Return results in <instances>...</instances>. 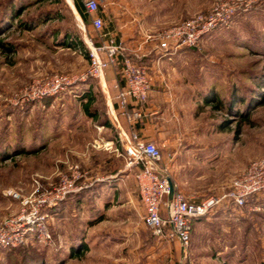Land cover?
I'll return each mask as SVG.
<instances>
[{"label": "rangeland", "instance_id": "rangeland-1", "mask_svg": "<svg viewBox=\"0 0 264 264\" xmlns=\"http://www.w3.org/2000/svg\"><path fill=\"white\" fill-rule=\"evenodd\" d=\"M8 1L22 14L0 31V41L15 47L9 51L0 44V223L20 212L35 180L47 187L79 165L92 184L57 212L49 210L50 241L30 240V252L0 249V264H27L31 254L45 264H177L178 242L142 225V204L124 168L109 109L115 88L107 83L103 89L98 78L88 77L60 94L24 97L35 80L49 74L84 73L89 42L98 44L102 33L82 18L74 0H0L1 18ZM216 1L152 0L154 31L206 12ZM228 1L243 4L229 27L211 31L194 49L141 57L151 69L157 103V114L143 118L158 128L149 141L161 149V164L175 188L196 200L220 195L251 161L264 156V104L250 109L247 120L236 113L245 104H232L234 96L248 102L249 95L258 97L264 0ZM149 3L135 0L134 7ZM21 19L32 20L34 28L18 27ZM71 40L76 46H66ZM89 92L94 99L87 102ZM206 96L214 101L207 103ZM201 217L192 232L189 264H264V193L242 207L217 206Z\"/></svg>", "mask_w": 264, "mask_h": 264}, {"label": "built area", "instance_id": "built-area-1", "mask_svg": "<svg viewBox=\"0 0 264 264\" xmlns=\"http://www.w3.org/2000/svg\"><path fill=\"white\" fill-rule=\"evenodd\" d=\"M82 1L92 16L94 28L102 33L101 43L89 42L87 70L77 75L56 72L37 79L26 90L24 97L31 100L60 94L88 77L98 78L103 89H106L107 69L118 68L123 87L118 88L114 94L111 108L114 111L115 105L119 115L130 124L129 132L119 127L118 131L124 168L132 174L142 204V225L159 238L175 239L181 257L177 264H189L191 220L207 214L217 206L242 207L249 197L264 193V156L251 161L220 195L196 200L177 190L166 166L161 164V149L154 142L143 138L137 127L146 116L144 105L152 82L149 67L123 55L120 43L104 31L105 20L96 14L99 11V0ZM242 5L240 2L235 4L228 0H217L206 12L195 13L174 25L146 34L144 42H153L154 50L162 53H173L183 47H196L202 37L211 31L229 27L237 8ZM115 122L119 125L116 119ZM91 184L88 172H82L79 165H76L71 175L61 176L57 183L47 187L40 180H35V188L28 196L22 197L18 192H13L12 196L22 197V207L19 213L0 223V248L18 247L32 239L50 241L52 233L49 210L61 204L70 194L78 193Z\"/></svg>", "mask_w": 264, "mask_h": 264}, {"label": "crops", "instance_id": "crops-1", "mask_svg": "<svg viewBox=\"0 0 264 264\" xmlns=\"http://www.w3.org/2000/svg\"><path fill=\"white\" fill-rule=\"evenodd\" d=\"M75 1V0H74ZM102 9L99 14L105 20V29L104 31L108 33V35L113 36L118 43L122 46V54L125 56H129L131 58L137 57H145L150 55L154 50L153 42H144V36L148 33L155 32L154 30L158 26V18H157V9L154 6L152 9L151 2L149 0L148 7L144 9H135L134 2L135 0H102ZM138 14H137V12ZM89 20L92 21V16L90 15ZM93 25V24H92ZM102 41V39H101ZM101 41L99 43H101ZM149 67V74L151 80L153 81V76L151 75ZM106 81L111 86L115 88V93L118 88L123 87V81L119 79L117 76V72L115 67H110L106 71ZM154 95V90H150L149 97L147 103L144 105V109L146 114L152 115L157 114L156 109V99ZM113 104V101H112ZM111 114L115 117L119 122V125L114 124V126L118 127L121 130L129 132L130 127H128L125 123V118L120 116L115 105L114 111H112L111 105L109 106ZM138 130L141 136L147 140H155L156 135L154 133L155 125L146 118L143 120L138 126ZM135 188L137 192V185L135 182ZM166 240H168L166 238ZM177 242H175L176 244ZM179 247V245H178Z\"/></svg>", "mask_w": 264, "mask_h": 264}, {"label": "trees", "instance_id": "trees-1", "mask_svg": "<svg viewBox=\"0 0 264 264\" xmlns=\"http://www.w3.org/2000/svg\"><path fill=\"white\" fill-rule=\"evenodd\" d=\"M9 4H10L9 1L6 4H2V8H3L2 15H3V17L2 18L0 17V31H2L4 28H10L14 24V21L16 20V18L22 14V12L19 11L21 9H17L18 8L17 6L14 7V6H10ZM75 6H76L78 12L81 14L82 18L84 20L88 21V19L90 17V14L87 11V9L85 8V5L83 4V1L80 2L78 0H75ZM48 19H50V18L48 17ZM16 24H17L18 27H20L22 29H33L34 26H35V23L32 20H28V19L18 20ZM0 44L6 50H9V51H14L15 50V47H14V45L11 42L0 41ZM65 44H66V46H76V44L73 42V40H71L70 43L66 42ZM68 44H70V45H68ZM183 48L194 49L196 47H183ZM183 48H181L179 50H182ZM175 52H177V51H175ZM133 59L135 61H140V62H143V63L145 62L144 58H142V59L141 58H139V59L138 58H133ZM115 70L117 72V76L119 77V79H121L119 74H118V71H117L118 68H115ZM263 74L261 75V81H257L256 82V87L255 88L258 91V97L249 95V102H248V97H245V96L244 97L240 96L239 98L234 96L233 99H232V104H234L235 102L236 103L237 102L238 103L242 102V103L245 104L246 109L244 111L236 110V113L244 120H247V119L250 118V113H251L250 109H253L256 106L264 104V75ZM86 96H88L87 102H90V100L93 101L94 97L90 96V92ZM205 101L207 103L213 102L214 101L213 100V96H206L205 97ZM218 103H221V101L219 100ZM232 104H229V108H230L229 110H231V111H232V108H231ZM247 108H249V110ZM22 152H24V151L23 150L18 151L17 154L22 153ZM81 192H78V193H81ZM78 193L70 194L63 202L67 201L71 197H74ZM253 197H255V196L249 197L247 199L246 203L248 202L249 199H251ZM62 203L60 205L50 209V211L57 212L62 207L61 206ZM201 218L202 217H198V218H193L191 220L190 244H191V236H192V232H193V229H194V225H195L196 222L201 221ZM0 249L5 250V251H12V250H17V249H26L29 252L31 250L29 241L26 242L23 245L18 246V247H14V248H0ZM76 251H77V249L73 248V252H76ZM30 258L31 259H30V261L27 264H45L44 261H41L40 259H38L37 256H34L33 254L30 255Z\"/></svg>", "mask_w": 264, "mask_h": 264}, {"label": "water", "instance_id": "water-1", "mask_svg": "<svg viewBox=\"0 0 264 264\" xmlns=\"http://www.w3.org/2000/svg\"><path fill=\"white\" fill-rule=\"evenodd\" d=\"M173 190V187L171 186V191Z\"/></svg>", "mask_w": 264, "mask_h": 264}]
</instances>
